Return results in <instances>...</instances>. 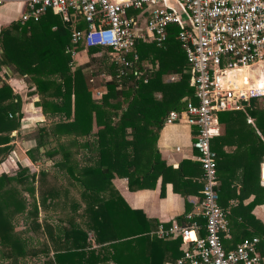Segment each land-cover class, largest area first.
Here are the masks:
<instances>
[{
  "label": "trees",
  "instance_id": "16d2710c",
  "mask_svg": "<svg viewBox=\"0 0 264 264\" xmlns=\"http://www.w3.org/2000/svg\"><path fill=\"white\" fill-rule=\"evenodd\" d=\"M136 14L141 20L147 16L146 12ZM181 29L178 24L170 25L162 45L137 40L130 55L133 68L118 76L119 66L112 60L110 47L81 46L80 50L86 49L90 58L75 67L70 51L73 27L51 10L39 18L26 22L18 18L1 27L0 70L9 69L32 83L40 95L37 105L52 119L50 125L40 129L35 151L51 144V132L58 137H54L57 144L44 154L60 152L62 158L57 164L75 185L73 199L63 205L68 216L60 218L56 228L48 223L45 226L55 252L43 264H166L183 255L182 239H164L154 234L160 222L142 209L132 208L112 182L115 177L127 178L129 189L135 191L154 188L159 177L164 186L167 175H185L187 162L174 168L161 157L157 147L169 111L181 110L188 99L195 98L194 72L178 37ZM146 65H151V69ZM172 73H178L179 78H167ZM95 92H101V98H95ZM21 103L20 95L6 79H1L0 162L16 149L8 143L10 133L20 126ZM244 106L220 113L224 134L212 139L223 207V151L216 143L224 144L226 135L237 134L240 141L247 136L251 138L252 156H257V168L263 155L260 148L264 149V101L253 97L244 101ZM63 135L69 139L60 140ZM36 178L29 167L0 174V245L8 246L14 259L27 255L28 240L13 231L14 219L9 210L12 214L26 212L28 217L38 213ZM203 184L204 176L201 188ZM55 194L60 195L56 191L43 193L46 197ZM255 194L248 205L239 204L231 214L227 212L231 229V238L226 240L228 248L248 237L264 240V223L252 216L250 227L242 213H251L257 204L264 203V186ZM24 197L34 200L29 203L33 209L27 210ZM50 253L48 248L47 254Z\"/></svg>",
  "mask_w": 264,
  "mask_h": 264
},
{
  "label": "built area",
  "instance_id": "2783aa9c",
  "mask_svg": "<svg viewBox=\"0 0 264 264\" xmlns=\"http://www.w3.org/2000/svg\"><path fill=\"white\" fill-rule=\"evenodd\" d=\"M177 1L182 13L169 0H25L20 19L39 18L49 10L61 15L73 27L72 56L77 58L81 46L110 47L118 76L133 68L130 55L137 40L162 45L169 26H181L178 37L194 72L195 98L181 110H170L166 123L185 120L195 126L193 147L204 184L196 211L187 213L184 222L160 223L153 233L183 241V255L166 264H264L260 237L245 238L231 248L226 245L231 229L220 203L217 153L212 149V139L221 133L220 113L244 109V101L253 97L264 101V87L239 86L227 78L231 70L264 65V0ZM5 2L0 0V6ZM138 11L147 16L141 20ZM178 76L171 74L169 79ZM249 79L251 84L253 78Z\"/></svg>",
  "mask_w": 264,
  "mask_h": 264
},
{
  "label": "crops",
  "instance_id": "0c3cea01",
  "mask_svg": "<svg viewBox=\"0 0 264 264\" xmlns=\"http://www.w3.org/2000/svg\"><path fill=\"white\" fill-rule=\"evenodd\" d=\"M24 8L25 0H6L4 5L0 6V29L18 19ZM76 60L78 63L84 62ZM1 79H6L14 92L20 95L22 117L20 126L10 133L12 138L8 143L14 144L16 149L12 150L8 157L0 162V174L3 172L12 174L23 167H29L31 172L36 173L38 213L34 212L28 217L26 212L12 214L11 209L10 216L14 219L13 224L15 225L13 231L28 240V245L25 248L27 255L21 256L20 259H14L11 257L10 248L0 245V264H43L48 257H53L55 252L45 226L48 223L56 228L59 219L68 216L64 212L63 205L66 201L73 199L75 185L70 183L63 167L57 164L61 160L62 154L60 152L44 154L47 148L57 144L55 138L58 137L53 136L51 132L49 136L51 144H48L46 148L41 146L40 152L35 151L40 139V129L50 125L52 121L44 114L42 107L37 105L40 95L34 91L35 86L18 73H12L5 68L0 70V85ZM249 121L253 123L251 118ZM220 127V135H223L225 127L221 124ZM195 129V126L185 120L166 123L157 140L161 157L167 164L178 168L184 161L187 162L183 168L185 175H167L164 186L162 177H159L154 188L135 191L129 189L127 178L115 177L113 179L114 186L132 208L142 209L148 217L157 219L164 224H169L173 220L184 222L187 213L196 211L201 202L202 188L200 184L203 182L204 171L198 160V151L193 147ZM68 139L67 135L60 137V140ZM226 139L224 144L216 143V146L223 151L222 165L220 163V171L225 176V186L221 191L224 199H222L223 205L231 214V210L239 204L245 206L252 202L256 196L255 192L259 187L264 186V149L260 148L263 155L257 168V156H252L250 137L248 139L246 136L245 141H240L237 134H232L226 135ZM29 150H33V154L29 153ZM174 186L177 189H174ZM219 187L221 188V180H219ZM46 191H56L60 195L46 197L43 195ZM27 196L29 197V194ZM24 199L28 205L27 210L33 209L29 203H33L34 200L31 201L26 197ZM242 213L250 227H253L252 216L264 223V203L257 204L251 213L247 210H242ZM234 218L243 220L237 215H234ZM197 220L204 223L202 218H197ZM20 221L21 223H18ZM38 223L41 226L37 225ZM48 248L51 250L50 255L47 254ZM92 264L103 263L93 261Z\"/></svg>",
  "mask_w": 264,
  "mask_h": 264
},
{
  "label": "bare ground",
  "instance_id": "6f19581e",
  "mask_svg": "<svg viewBox=\"0 0 264 264\" xmlns=\"http://www.w3.org/2000/svg\"><path fill=\"white\" fill-rule=\"evenodd\" d=\"M261 66V64H258ZM251 66H243L238 69L231 70L227 74L229 80L235 81L239 86H259L264 87V71L260 69L256 71H249ZM260 74V75H259ZM249 78H253L252 83L250 84Z\"/></svg>",
  "mask_w": 264,
  "mask_h": 264
},
{
  "label": "rangeland",
  "instance_id": "374dc122",
  "mask_svg": "<svg viewBox=\"0 0 264 264\" xmlns=\"http://www.w3.org/2000/svg\"><path fill=\"white\" fill-rule=\"evenodd\" d=\"M169 2L172 3L173 6H174L176 9H178V12L182 13V6H181V4H180L177 0H169ZM3 5H4V4H3ZM1 6H2V5H1ZM19 18H20V17H19ZM5 20H6V19H5ZM5 20H4V21H5ZM4 21H3V22H4ZM89 58H90V56H89L87 50H81V51L78 53V57L75 58V60L78 59L79 62H81V61L87 62V61L89 60ZM76 61H77V60H76ZM84 62H81V63L75 62V67L81 65V64L84 63ZM147 63H148V62H147ZM147 66H148V65H146L145 67H147ZM148 67H149V69H151V65H149ZM256 68H257V70L261 68V70L264 71V65H262V67H261V66H258V64H257V65H253V66L250 68L249 71H256ZM263 73H264V72H263ZM172 74H178V73H172ZM170 75H171V74H170ZM259 75H260V74H259ZM167 78H169V76H167ZM178 78H179V76H178ZM249 82H250V79H249ZM93 96H94L95 98L98 99V98H101L102 94H98V92H95V93L93 94ZM9 212H11V208H10ZM18 223H21V221L18 222ZM18 223H17V224H18ZM18 225H19V224H18Z\"/></svg>",
  "mask_w": 264,
  "mask_h": 264
}]
</instances>
